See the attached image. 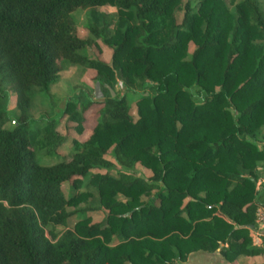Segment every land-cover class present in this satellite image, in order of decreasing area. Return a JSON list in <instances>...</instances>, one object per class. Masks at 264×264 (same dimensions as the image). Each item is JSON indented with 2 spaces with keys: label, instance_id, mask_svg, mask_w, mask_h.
Listing matches in <instances>:
<instances>
[{
  "label": "trees",
  "instance_id": "trees-1",
  "mask_svg": "<svg viewBox=\"0 0 264 264\" xmlns=\"http://www.w3.org/2000/svg\"><path fill=\"white\" fill-rule=\"evenodd\" d=\"M180 2L0 0V264L264 251L248 235L264 205V9L186 0L177 23ZM104 4L116 15L97 11ZM78 9L87 10L82 35ZM97 42L108 61L89 53ZM67 66L93 71L101 94L49 93ZM40 96L48 110L33 117ZM63 116L76 133L93 122L90 133L71 139L67 159L39 164L36 151L53 155L72 138L65 125L55 130ZM93 211L101 220L91 222Z\"/></svg>",
  "mask_w": 264,
  "mask_h": 264
},
{
  "label": "rangeland",
  "instance_id": "rangeland-1",
  "mask_svg": "<svg viewBox=\"0 0 264 264\" xmlns=\"http://www.w3.org/2000/svg\"><path fill=\"white\" fill-rule=\"evenodd\" d=\"M186 0H181V2L179 3L178 7H176L175 11H174V15L176 18V22L179 23L181 21L182 18V14H183V6L185 4ZM224 3L227 5L228 8H231L233 6V3L236 0H223ZM261 7L264 9V0H259ZM97 11L99 12H104L108 15L111 16H115L116 15V11L115 8L113 6L110 5H102L99 6L98 8H96ZM86 15H87V10L85 9H78L73 13V18L75 21V24L77 25V31L79 35H82L84 33L83 30V24L86 21ZM193 48L192 44L189 43V51H191ZM89 53L96 56L97 58L103 60V61H108L109 59V55H110V51L107 47H105L104 45H102L100 42H97L95 46H91L88 49ZM93 71L91 70H83L80 67H76V66H67L66 68L62 69L59 73H58V78L49 85L48 87V91L49 93H51L52 95L56 96L57 98H62L65 96H68L72 93L74 87L79 86L82 89H90L93 88L94 90V82H93ZM115 89H119V93H123V88L119 86V84L116 86ZM133 100V96H130L127 98L128 103L131 105L130 108V112L132 115L134 114V105L131 103ZM61 104V101L58 102V105ZM8 109H9V114H13V98H11L9 105H8ZM48 110V104L47 101L45 99L44 96H40L38 100H36L33 109H32V115L33 117H36L40 112H45ZM92 111V110H90ZM10 123H6L4 125V127L8 128L10 127ZM63 125H65L69 131V136L72 137L70 138V140L67 141V143L65 144V146H60L58 148H56L55 150V154L53 155H43L40 151H36L35 152V157L36 160L39 164H51L54 163L58 160L63 159H67L71 153L72 150V141L71 139L76 140V142H81L84 139L87 138V136L90 133L91 127L93 126V122H87L84 123L82 126V129L79 133L74 132L70 127L72 125H74V123L72 122H67L63 117L60 118V120H58V123L55 126V130L58 132H62L63 131ZM257 145L259 147H263V144L261 141L257 142ZM109 160H113L111 158L110 155L106 156ZM262 167H264V162L262 164ZM136 173L142 174L143 176L147 177L150 175V172L147 169H143L140 167L135 168ZM82 185L79 186V188L81 189ZM260 187V185L258 186ZM261 189V188H260ZM121 197V196H118ZM87 215L89 216L91 222H96L101 220L102 218V213L101 211H96V212H89L87 213ZM74 220L71 219L69 221V225L72 224ZM177 262H175L174 264H176Z\"/></svg>",
  "mask_w": 264,
  "mask_h": 264
},
{
  "label": "crops",
  "instance_id": "crops-1",
  "mask_svg": "<svg viewBox=\"0 0 264 264\" xmlns=\"http://www.w3.org/2000/svg\"><path fill=\"white\" fill-rule=\"evenodd\" d=\"M249 230L250 228L248 229V235L250 234ZM250 246L264 250V246L253 245L251 238ZM176 264H264V251H258L250 255L239 254L232 261H228L220 254L219 248L212 252L198 250L189 253L183 261H178Z\"/></svg>",
  "mask_w": 264,
  "mask_h": 264
},
{
  "label": "built area",
  "instance_id": "built-area-1",
  "mask_svg": "<svg viewBox=\"0 0 264 264\" xmlns=\"http://www.w3.org/2000/svg\"><path fill=\"white\" fill-rule=\"evenodd\" d=\"M255 224L250 227L251 242L255 246H264V205L255 209Z\"/></svg>",
  "mask_w": 264,
  "mask_h": 264
},
{
  "label": "water",
  "instance_id": "water-1",
  "mask_svg": "<svg viewBox=\"0 0 264 264\" xmlns=\"http://www.w3.org/2000/svg\"><path fill=\"white\" fill-rule=\"evenodd\" d=\"M109 91H110L111 95H113L112 90H109ZM93 92H94V96L95 97H98V95L101 94L100 93V90H99V83L97 81L94 83V90H93Z\"/></svg>",
  "mask_w": 264,
  "mask_h": 264
}]
</instances>
